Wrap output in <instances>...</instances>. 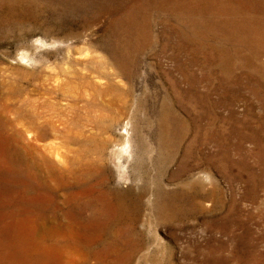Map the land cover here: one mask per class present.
I'll use <instances>...</instances> for the list:
<instances>
[{
    "label": "rangeland",
    "instance_id": "rangeland-1",
    "mask_svg": "<svg viewBox=\"0 0 264 264\" xmlns=\"http://www.w3.org/2000/svg\"><path fill=\"white\" fill-rule=\"evenodd\" d=\"M0 264H264V0H0Z\"/></svg>",
    "mask_w": 264,
    "mask_h": 264
}]
</instances>
